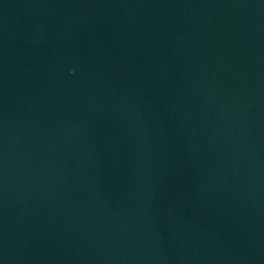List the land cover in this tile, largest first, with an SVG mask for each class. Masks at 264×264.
Here are the masks:
<instances>
[{
	"label": "water",
	"instance_id": "1",
	"mask_svg": "<svg viewBox=\"0 0 264 264\" xmlns=\"http://www.w3.org/2000/svg\"><path fill=\"white\" fill-rule=\"evenodd\" d=\"M0 264H264V0H0Z\"/></svg>",
	"mask_w": 264,
	"mask_h": 264
}]
</instances>
